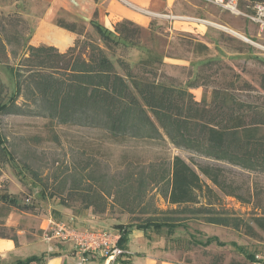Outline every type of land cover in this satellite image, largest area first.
<instances>
[{"label":"rangeland","instance_id":"obj_1","mask_svg":"<svg viewBox=\"0 0 264 264\" xmlns=\"http://www.w3.org/2000/svg\"><path fill=\"white\" fill-rule=\"evenodd\" d=\"M170 2L174 14L157 13L148 26L142 27L138 45L115 47V53L131 62H138L146 48L161 54L158 79L185 87L195 100L208 105L221 99L242 104L241 112L248 121L263 119L259 133L264 134V35L259 33L257 24L206 0ZM30 3L0 0V79L9 94L15 84L8 67L21 69L24 76L31 68L24 58L40 18H27L26 12L42 8ZM253 4L251 0H238L239 8L246 13ZM76 21L84 26V38L100 42L94 26ZM50 35L48 38L54 41L55 34ZM53 59L56 60L50 63L55 67L63 64L58 57ZM136 68L141 72L140 67ZM15 101L32 111L0 116V133L11 151V157L0 161V206L7 202L3 205L6 208L0 209V234L13 238L18 246L13 252L0 253V264L43 255L49 244L43 239V227L50 218L77 229L127 230L133 264H142L143 255L155 259L157 264L166 259L182 264L255 262L247 259V254L264 259V231L254 220L264 216L263 172L242 169L176 146L163 132L155 138L115 139L102 128L51 121L22 93ZM175 155L199 173L198 164L222 168L240 197L219 192L220 202L222 208L232 210L240 219L239 228L207 223L203 215L179 213L176 215L183 218L182 222L172 230L163 227L143 232L146 243L131 231L137 229L133 224L144 216L138 206L127 212L120 187L130 186L136 193L137 178L149 174L151 163L169 166ZM200 176L211 184L203 174ZM146 179L144 203H150L148 209L174 207L149 182V177ZM87 197L92 205L85 207ZM201 203H206L203 196L199 203L189 206L198 207ZM102 206L105 209L99 211Z\"/></svg>","mask_w":264,"mask_h":264},{"label":"trees","instance_id":"obj_2","mask_svg":"<svg viewBox=\"0 0 264 264\" xmlns=\"http://www.w3.org/2000/svg\"><path fill=\"white\" fill-rule=\"evenodd\" d=\"M56 24L78 36L64 52L52 45L27 46L28 56L24 60L32 64L29 73L24 76L21 69L8 67L15 84L10 94L0 79V116L32 111L16 103L17 96L22 93L51 121L102 128L115 139L155 138L163 132L176 146L242 169L264 173V134L259 133L262 118L248 121L241 112L240 103L229 104L221 99L208 105L195 100L185 87L158 79L162 55L149 48L138 62L115 53V47L138 45L142 26L122 19L115 23L113 30H109L92 21L99 35L98 42L84 38V26L76 20L57 18ZM55 56L63 61L61 66L50 63L56 60L53 59ZM136 67H140L141 72H137ZM10 154L0 133V161L11 157ZM149 167L148 175L138 176L136 193L130 186L120 187L127 212L138 206L144 216L133 224L135 228L144 233L151 228L163 227L170 231L182 222L183 218L176 215L179 213L203 215L204 221L211 224L240 227V219L232 210L222 208L220 202L219 192L240 197L224 177L221 167L198 164L200 173L212 185L178 155L173 157L169 166L158 162ZM146 177L174 207L148 209L150 203H144ZM201 196L206 203L189 206L199 203ZM85 201V207L92 205L90 198ZM6 203L3 201L0 209L6 208L3 206ZM104 209L102 206L99 211ZM254 220L264 231V216H257ZM248 228L252 229L251 226ZM0 237L8 236L0 234ZM126 242L127 230L123 231L119 245L125 247ZM250 255L245 257L254 261L255 257L251 255L250 258ZM45 259V254L31 255L15 260L13 264H43Z\"/></svg>","mask_w":264,"mask_h":264},{"label":"crops","instance_id":"obj_3","mask_svg":"<svg viewBox=\"0 0 264 264\" xmlns=\"http://www.w3.org/2000/svg\"><path fill=\"white\" fill-rule=\"evenodd\" d=\"M31 6L42 8L40 11L26 12L27 18H40L35 26L34 33L30 39L31 45H52L60 52H64L71 46L78 36L75 32L67 30L56 25L55 20L66 16L73 18L72 20H82L89 27L92 21L113 30L116 22L122 19H129L138 25L148 26L154 13L174 14L172 11V2L170 0H29ZM128 4V5H127ZM173 23V22H171ZM199 25V24H198ZM59 28H55V27ZM207 26H205V30ZM204 30V32H205ZM54 35V41L48 38L50 34ZM51 36V35H50ZM84 229H89L85 227ZM118 228H114V231ZM142 239V243H146L143 231L133 229ZM129 234H127L128 236ZM30 244V243H28ZM0 253L13 252L18 247L11 238L0 237ZM49 246V244H48ZM55 255L50 256L48 249L45 253L46 261L44 264H75V256L72 251V243L70 242H54ZM125 247L129 250L127 242ZM132 255L118 257L110 262V264H133ZM13 261V260H12ZM86 264H104L100 257H89ZM142 264H157L156 260L143 255ZM161 264H182L171 260H162ZM256 264V262H251Z\"/></svg>","mask_w":264,"mask_h":264},{"label":"built area","instance_id":"obj_4","mask_svg":"<svg viewBox=\"0 0 264 264\" xmlns=\"http://www.w3.org/2000/svg\"><path fill=\"white\" fill-rule=\"evenodd\" d=\"M217 7L227 10L234 15H243L257 24L259 33L264 35V3L256 2L251 11L243 12L238 5V0H206ZM153 16H157L154 13ZM43 239L49 243L48 252H54L53 242H70L75 256V264H86L89 257H100L104 264L121 256H126L130 251L119 245L122 230L113 232L92 229H77L64 221L47 219L43 227ZM256 264H264V259L257 256Z\"/></svg>","mask_w":264,"mask_h":264}]
</instances>
